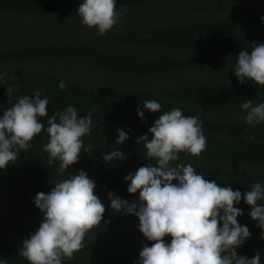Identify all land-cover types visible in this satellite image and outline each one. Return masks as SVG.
<instances>
[{"label": "trees", "instance_id": "trees-1", "mask_svg": "<svg viewBox=\"0 0 264 264\" xmlns=\"http://www.w3.org/2000/svg\"><path fill=\"white\" fill-rule=\"evenodd\" d=\"M81 2L0 0V75L6 74L0 81V117L38 90L49 101L48 117L40 121L45 129L15 163L0 170V260L5 264H28L18 250L42 220L36 195L50 193L55 183L80 171L96 184L105 213L75 259L62 264H139L140 251L152 242L139 231L138 217L111 208L109 193L130 204L139 201V192L128 193L125 177L156 161L145 159L146 149L136 140L147 135L150 141L155 120L174 108L199 119L207 147L198 158L180 153L173 165L191 163L206 180L242 196L257 182L264 186V122L249 125L241 111L245 101L264 103V86L240 83L234 73L240 51L264 44V0H116L117 12L127 11L103 36L82 25ZM149 100L161 104V113L144 110ZM69 106L78 116L92 113L91 134L83 137L92 149L82 150L78 162L59 175V161L49 166L44 151L47 119ZM118 130L128 136L122 145L116 143ZM114 149L125 158L106 163L104 155ZM234 206L243 213L238 224L250 231L237 255L252 259L258 252L264 264V231L243 199Z\"/></svg>", "mask_w": 264, "mask_h": 264}, {"label": "clouds", "instance_id": "clouds-1", "mask_svg": "<svg viewBox=\"0 0 264 264\" xmlns=\"http://www.w3.org/2000/svg\"><path fill=\"white\" fill-rule=\"evenodd\" d=\"M126 11L117 12L116 0H82L77 13L83 26L95 28L103 36ZM251 48L250 53L240 51L235 76L240 83L248 80L264 86V44H253ZM5 76L0 75V81H5ZM58 87L63 90L66 85L61 81ZM12 92L8 86L7 94ZM41 97L39 90L25 95L0 117V170L15 163L19 153L28 151L31 141L45 129L40 121L48 117L49 101ZM143 108L161 113V104L156 100L144 102ZM241 111L246 113L242 119L249 125L264 122V103L254 106L251 100L245 101ZM138 116L143 119L144 112L138 109ZM92 127V113L78 116L73 106L47 119L44 151L49 166L59 161V175H65L66 169L78 162L82 150L91 151L92 145L85 146L83 137L91 134ZM149 132L150 141L142 135L136 143L144 145L145 159L155 160V165L141 166L134 175L125 177L130 181L128 193L139 192V201L130 204L109 193L111 208L138 217L139 231L152 242L140 251L139 264H261L258 252L248 259L235 251L249 238L250 231L238 224L237 217L243 213L234 205L243 199L251 208V219L264 231V204L258 203L264 201V186L257 182L242 196L240 191L206 180L191 163L173 165L180 153L198 158L207 147L202 123L197 117L185 116L179 108L160 114ZM127 139V134L118 130L117 145ZM124 158L114 149L103 160L107 163ZM95 188L96 184L80 171L55 183L50 193H38L34 203L43 214L42 220L35 234L23 241L19 256L28 264H62L65 259H75L84 248L86 235L101 224L105 213ZM166 237H171L170 243L165 242ZM0 264L5 261L0 260Z\"/></svg>", "mask_w": 264, "mask_h": 264}]
</instances>
